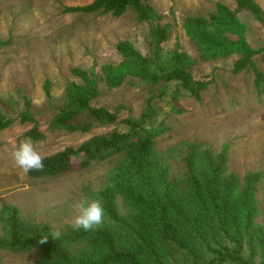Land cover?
Returning <instances> with one entry per match:
<instances>
[{"label":"trees","instance_id":"16d2710c","mask_svg":"<svg viewBox=\"0 0 264 264\" xmlns=\"http://www.w3.org/2000/svg\"><path fill=\"white\" fill-rule=\"evenodd\" d=\"M233 1L235 10L218 3L208 18L189 17L184 27L203 61L239 56L233 73L253 72L256 89L262 94L264 73L257 58L262 55L264 60V49L250 46L240 13H249L264 25V9L256 0ZM130 8L149 27L148 52L121 41L117 45L119 62L100 69H73L77 80L69 81L65 103L50 123L51 129L68 133H87L118 123L126 130L93 137L78 148L67 147L45 157L44 171L28 173L32 179L56 178L118 156L105 186L88 193L92 200H101L105 222L94 231L73 230L53 240L49 224L29 222L19 208L5 205L0 215V248L13 253L39 250L36 264H256L255 255L246 257L245 250L253 240L264 245L254 198L259 177L248 175L242 184L229 173L227 149L217 152L207 143L186 142L160 151L158 140L169 128L153 105V97L140 117L121 122L118 112L95 106L104 89L140 80L149 85L164 83L160 95L169 94L172 110L182 114L186 111L180 104L182 91L200 100L211 83L194 78L198 60L182 51L179 43L171 58L162 61L172 27L150 0H92L83 6H65L64 13H103L118 18ZM10 44L11 40H0V49ZM45 90L50 97L49 82ZM15 121L0 110V132ZM18 121L34 125L25 137L45 139L29 101ZM119 197L130 208L125 219L118 212ZM43 237L48 240L40 243Z\"/></svg>","mask_w":264,"mask_h":264},{"label":"rangeland","instance_id":"374dc122","mask_svg":"<svg viewBox=\"0 0 264 264\" xmlns=\"http://www.w3.org/2000/svg\"><path fill=\"white\" fill-rule=\"evenodd\" d=\"M171 24L172 38L165 44V58H171L176 44L181 45L198 63L193 68L196 80L211 82L201 99L182 91L180 104L185 112L171 108L169 94L160 95L164 83L149 85L140 80L123 87L106 90L95 106L118 112L119 121L138 118L149 99L169 128L158 140L157 148L168 151L186 142L207 143L215 151L227 149L229 173L242 182L246 176L260 178L256 185V221L264 232V93L258 92L253 72L233 73L239 56L203 61L197 46L184 27L189 17L208 18L218 3L235 10L233 0H150ZM264 9V0H256ZM92 0H0V40L11 44L0 49V110L16 121L0 132V215L3 206L20 209L22 217L38 224L47 223L61 234L73 231L74 205L82 198L91 201L88 193L98 192L118 162V156L95 163L91 168L56 178L32 179L17 168L12 152L34 125L21 124L18 116L31 104V113L45 139L34 141L43 157L54 155L67 147L78 148L96 136H110L125 131L121 123L96 128L90 132L57 131L50 123L66 100L69 81L77 80L75 68L100 69L104 64L119 62L117 45L129 41L136 49L148 52L146 38L149 27L141 24L136 12L129 9L121 17L111 14H66L65 6H83ZM246 26V39L254 49H264V25L247 13H240ZM257 66L264 73L262 55ZM51 85L50 97L45 84ZM175 85H173L174 87ZM264 88V86H263ZM170 93V91H169ZM123 105V109H118ZM118 212L125 219L130 212L122 198ZM264 234V233H263ZM3 235L0 222V237ZM253 253L256 264H264V245L252 241L246 257ZM39 250L13 253L0 248V264H36Z\"/></svg>","mask_w":264,"mask_h":264},{"label":"clouds","instance_id":"9594fccd","mask_svg":"<svg viewBox=\"0 0 264 264\" xmlns=\"http://www.w3.org/2000/svg\"><path fill=\"white\" fill-rule=\"evenodd\" d=\"M14 165L25 175L30 172H42L45 169L44 159L34 146L31 137H25L11 154ZM75 215L71 220V227L75 231L91 232L99 228L105 222V208L100 199L91 201L82 198L74 205ZM53 240H58L61 236L59 229L51 233ZM48 238L43 237L40 243L47 242Z\"/></svg>","mask_w":264,"mask_h":264}]
</instances>
